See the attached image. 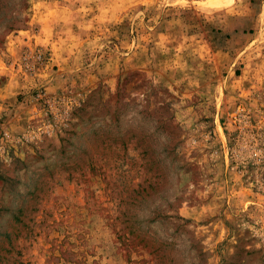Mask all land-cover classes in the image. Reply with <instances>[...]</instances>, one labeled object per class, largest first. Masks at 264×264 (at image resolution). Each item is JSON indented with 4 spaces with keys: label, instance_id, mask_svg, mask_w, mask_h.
Instances as JSON below:
<instances>
[{
    "label": "rangeland",
    "instance_id": "1",
    "mask_svg": "<svg viewBox=\"0 0 264 264\" xmlns=\"http://www.w3.org/2000/svg\"><path fill=\"white\" fill-rule=\"evenodd\" d=\"M0 264H264V0H0Z\"/></svg>",
    "mask_w": 264,
    "mask_h": 264
},
{
    "label": "crops",
    "instance_id": "2",
    "mask_svg": "<svg viewBox=\"0 0 264 264\" xmlns=\"http://www.w3.org/2000/svg\"><path fill=\"white\" fill-rule=\"evenodd\" d=\"M263 2V1H262Z\"/></svg>",
    "mask_w": 264,
    "mask_h": 264
}]
</instances>
